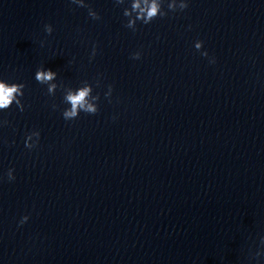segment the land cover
<instances>
[{"label":"water","instance_id":"1","mask_svg":"<svg viewBox=\"0 0 264 264\" xmlns=\"http://www.w3.org/2000/svg\"><path fill=\"white\" fill-rule=\"evenodd\" d=\"M85 3L99 20L0 0V82L25 84L24 111H0V264H264V0H188L135 32L130 3ZM85 80L99 111L65 121Z\"/></svg>","mask_w":264,"mask_h":264},{"label":"clouds","instance_id":"2","mask_svg":"<svg viewBox=\"0 0 264 264\" xmlns=\"http://www.w3.org/2000/svg\"><path fill=\"white\" fill-rule=\"evenodd\" d=\"M72 3L79 5L80 7H85L88 9V15L94 19L99 20L101 17L94 11L90 5L85 3V0H71ZM167 2V10L164 9V4ZM117 5H125L130 3V7H124L123 16L127 17V23L125 27L131 29L133 32L137 31V21L142 24H150L157 18H163L168 15L169 12H183L189 6L188 0H115ZM53 28L50 24L45 25V32L51 34ZM43 44V42H42ZM203 41H196L195 48L201 50ZM97 54L96 46H93L92 52L90 54V61L95 58ZM201 55L208 57L207 51H201ZM142 53L137 51L132 53L131 58L134 60L140 59ZM210 63H215V58H209ZM58 73L52 71L51 69H45L43 66L37 69L35 73V80L41 84L47 86V94L49 96H54L58 86L53 83L57 80ZM101 86L100 80L97 78L95 81V87L99 88ZM25 84L23 83H8L6 81L0 82V111L9 109L13 103L19 108L21 112L24 111V104L22 103L20 97H23ZM108 91L104 93L105 98H110L113 91V85L109 84L107 86ZM100 100L99 93L93 94V85L87 80L81 82V86L78 88L69 87L66 91L63 90V103L69 105L65 107L62 111V116L65 121H72L79 117L80 113L83 112L89 115H95L99 111L98 101ZM53 110H55L58 105H52ZM8 121L4 120L0 122V126L7 125ZM35 137V141L33 140ZM40 132L34 130L30 133H26V138L24 141L25 147L29 150L35 148L39 144ZM14 169L9 168L7 171V179L9 182L15 180ZM29 220V216H23L19 225L22 226ZM260 250L250 253V259L259 258L264 255V238L260 240Z\"/></svg>","mask_w":264,"mask_h":264}]
</instances>
